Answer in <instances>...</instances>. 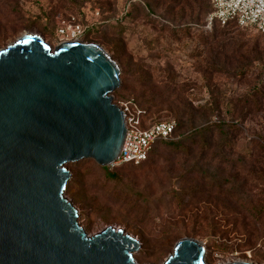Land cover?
I'll use <instances>...</instances> for the list:
<instances>
[{
    "label": "rangeland",
    "instance_id": "374dc122",
    "mask_svg": "<svg viewBox=\"0 0 264 264\" xmlns=\"http://www.w3.org/2000/svg\"><path fill=\"white\" fill-rule=\"evenodd\" d=\"M169 5L170 0H0V50L25 34L40 35L54 48L67 40L59 29L78 24L84 30L80 40L100 46L120 67L113 103L144 112L145 126L178 122L185 104L194 109L197 126H234L224 128L233 149H225L221 161L212 146L194 150L189 160L161 144L147 164L117 170L115 180L92 160L70 164L77 184L68 185L66 196L84 216L80 222L89 235L115 227L137 239L138 264H164L182 238L203 243L208 264H264L263 39L231 27L214 48H206L203 38L215 31L202 30L204 1L188 0L181 13ZM171 26H188L190 34L175 40ZM208 65L224 72L211 77ZM144 96L153 99L151 110L141 105ZM208 104L214 114L204 109ZM211 136L206 135L210 144ZM258 209L263 213L256 220ZM191 231L199 235H185Z\"/></svg>",
    "mask_w": 264,
    "mask_h": 264
},
{
    "label": "water",
    "instance_id": "95a60500",
    "mask_svg": "<svg viewBox=\"0 0 264 264\" xmlns=\"http://www.w3.org/2000/svg\"><path fill=\"white\" fill-rule=\"evenodd\" d=\"M120 76L81 40L51 48L25 34L0 50V264H138L137 239L115 227L89 235L66 196L68 165L111 167L127 140L112 97ZM164 264H208L206 247L182 238Z\"/></svg>",
    "mask_w": 264,
    "mask_h": 264
},
{
    "label": "trees",
    "instance_id": "16d2710c",
    "mask_svg": "<svg viewBox=\"0 0 264 264\" xmlns=\"http://www.w3.org/2000/svg\"><path fill=\"white\" fill-rule=\"evenodd\" d=\"M188 0H170V11H174V10H183L184 7H186ZM195 1V0H193ZM204 1V5L206 6V18H205V23L204 26L202 27V30L204 33H207L208 31L210 32H214L215 34L212 33V35L208 36L207 38H203L204 39V44L207 46L206 48H214L213 43L216 41V39L219 36L224 37V35L222 34V32L224 30H227L231 27L236 28L237 30H244V31H253L255 33H257L262 39L263 36L262 34L254 27H240L238 26L235 22H229L226 25H221L220 23H214L213 26L211 27V29H207L206 28V19L208 17V15L212 12V6L209 2V0H203ZM172 7V8H171ZM147 8V7H146ZM148 9V8H147ZM149 10V9H148ZM149 13H151V11L149 10ZM170 33H171V37L174 38L175 40H179L180 39V34H183L184 36H189L190 34V28L188 26L185 27H176V26H171V28H169ZM220 31V32H218ZM221 33V34H220ZM264 42V39H263ZM223 48L220 47L219 50H222ZM208 73L210 74L209 76L212 77L213 74L216 73H221L224 72V70L220 67V66H216V65H208ZM238 74H242V72H238ZM209 80V78H208ZM262 82V81H261ZM207 87L213 91V89L215 90V86L212 85V83L210 82V80L207 83ZM141 105L144 107H149V110H151V108L155 107V103L153 101V99H148L144 97H141ZM138 100V99H137ZM215 105H219L218 102H214ZM184 106V104H182ZM185 109H183L182 115L180 120L177 122L176 121V128L174 130V132L172 133V135L166 139V140H158L154 143L150 153H149V158L146 162L138 165V166H133V165H121V166H116V167H102L104 168V170L107 172V177L111 180H115L117 179V175L116 173H114L117 170H121L124 168H139L144 166L145 164H147L151 158V155L153 154V152L155 151V149L157 148L158 145L161 144H166L168 146L171 147H175L176 149V153H178L179 155H181V157L186 158V159H193L194 158V154L197 151L194 150H201V148H204L206 146H208V148H210V146H212V148H215V157H218L220 159V161L222 160V158L225 157L224 155V150L228 149V150H232L233 149V145L230 142V137L229 134L224 130L225 127L230 128L232 130V128L234 126L231 125H225L223 123H218V124H214L211 123L210 125H206V126H197L196 125V120H195V116H194V109L190 108L191 105L189 104V106H187L185 104ZM204 109H207L208 111H210L212 114H214V110L212 111V107L211 104L207 107H205ZM201 110V109H200ZM199 111V110H198ZM144 115L145 113L143 112V116H142V120H143V128H147L150 125L159 123H152L149 124L148 126H145L144 124ZM183 132V134L181 133ZM217 133L218 134V141L214 138V134ZM182 134V135H181ZM207 134H212L211 138L209 139L211 141V144L208 143L207 139H206V135ZM188 141L190 143V145L188 147H184L181 140ZM86 161V160H84ZM85 163V162H84ZM97 164V163H96ZM98 165V164H97ZM101 167V166H100ZM77 182L75 178H72V180L69 182V186H76ZM132 193V192H131ZM181 195V194H179ZM128 197L127 195L125 196V198ZM128 200V198H127ZM263 210L262 209H258L253 213V216L256 220H259V218L262 216ZM86 221L89 220L88 217H86ZM185 235H190L195 237L196 235H199L198 233L191 231V232H187ZM181 236V234L177 235V238H179Z\"/></svg>",
    "mask_w": 264,
    "mask_h": 264
},
{
    "label": "built area",
    "instance_id": "2783aa9c",
    "mask_svg": "<svg viewBox=\"0 0 264 264\" xmlns=\"http://www.w3.org/2000/svg\"><path fill=\"white\" fill-rule=\"evenodd\" d=\"M212 12L206 19V28L211 29L214 23L226 25L235 22L240 27H254L264 39V0H209ZM66 42L80 40L84 30L78 24L59 29ZM125 115V126L128 132L117 161L111 166H138L146 162L149 153L158 140L168 139L176 128L175 121L159 122L143 128V112L134 111L127 105L120 108Z\"/></svg>",
    "mask_w": 264,
    "mask_h": 264
},
{
    "label": "bare ground",
    "instance_id": "6f19581e",
    "mask_svg": "<svg viewBox=\"0 0 264 264\" xmlns=\"http://www.w3.org/2000/svg\"><path fill=\"white\" fill-rule=\"evenodd\" d=\"M136 260V259H135Z\"/></svg>",
    "mask_w": 264,
    "mask_h": 264
}]
</instances>
